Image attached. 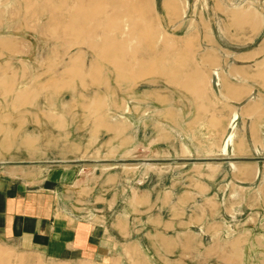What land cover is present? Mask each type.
Here are the masks:
<instances>
[{
  "label": "rangeland",
  "instance_id": "1",
  "mask_svg": "<svg viewBox=\"0 0 264 264\" xmlns=\"http://www.w3.org/2000/svg\"><path fill=\"white\" fill-rule=\"evenodd\" d=\"M146 1L150 8H138L134 17H143L163 33L165 44L153 43L149 49L147 38L135 34L141 38V54L132 61L141 62L147 52L154 58L164 55L168 63L159 67L174 78L194 81L197 75L202 97L194 93V86L183 87L161 74L133 82L125 79V72L119 80L120 71L107 61H95L84 48L81 69L69 73L79 48H69L64 37L54 39L64 22L50 21L51 14L35 2L0 0V104L20 118L0 122V163H30L20 169L39 176L47 175V169L63 170L64 166L48 168L51 162L107 161L70 168L79 173L84 197L93 202L96 196L103 201L102 194L109 197L110 188L126 199L131 192L152 188H173L191 199L192 192L199 191L201 198L183 211L185 229L153 223L128 233L122 244L136 245L129 259L133 264H246L242 248L248 241H260V232L250 236L243 230L247 213L233 200L245 190L232 183V165L210 158L232 157L233 145L222 154L234 128L230 120L225 123L220 101L224 70L231 64H249L250 71L235 78L260 81L264 87V49L251 63L242 56L264 47V34L252 42L248 29V23L258 21L264 0ZM233 13L246 20L235 21ZM8 42L13 47L2 46ZM92 62L102 80L96 85L86 76ZM216 69L221 77L214 75ZM163 216L165 222L170 214ZM194 224L198 227L188 228ZM263 250H253L255 262ZM0 264L66 263L18 255L0 245Z\"/></svg>",
  "mask_w": 264,
  "mask_h": 264
},
{
  "label": "crops",
  "instance_id": "2",
  "mask_svg": "<svg viewBox=\"0 0 264 264\" xmlns=\"http://www.w3.org/2000/svg\"><path fill=\"white\" fill-rule=\"evenodd\" d=\"M258 14L262 18L256 16L257 22L248 23L249 32L253 33L252 42L264 34V8ZM235 15L237 16L233 13L235 21L246 20L242 18V14ZM262 48L264 49H252L242 56L251 59L247 63L254 62L261 57ZM250 66L231 64L224 70V81L220 82L219 92L225 109V123L230 120L234 127L230 134L233 135V140L228 141L231 138L229 135L228 142L225 143H228L227 152L229 146L233 145L232 157L210 159L216 161L213 163L235 166H231L230 179L233 184H239L245 190V195L233 200L240 201L239 207L247 213L243 230L250 236L256 231L260 232L257 236L260 241H248L243 246L244 260H247L246 264H264V253L259 252L261 259L256 262L252 258L254 249H264V87L260 81H238L235 78L243 72H249ZM216 70L219 72V69ZM234 113L237 114L236 118ZM8 118L12 122L20 120L14 114H8L7 110L5 112L1 103L0 122ZM32 121L36 122L34 119ZM59 122L55 121V125L66 127L63 122ZM231 126H227L228 131ZM17 136L24 137L19 133ZM222 154L226 155L224 151ZM63 162L66 161L46 165L48 168L64 166L63 170L47 169V175L39 176L20 169L30 163H0V169L4 170L0 171L2 248L51 263L133 264L129 253L132 255L130 250L135 249L136 245L121 242L122 239H127L128 233H134L138 227L153 223L164 228L173 226L185 229L183 211L202 196L199 191L194 190L192 199L189 196L185 198L176 194L173 188L166 187L158 191L152 188L131 192L126 199L115 188H110L109 197L102 194L100 198L103 201L96 196L98 200L93 202L84 197V182L80 180L79 173L75 175L70 169L77 165ZM32 164L42 166L45 162ZM217 178L218 176L215 179ZM211 191L210 187L209 193ZM164 213L170 214L165 222ZM194 227L198 225H190L188 228Z\"/></svg>",
  "mask_w": 264,
  "mask_h": 264
},
{
  "label": "bare ground",
  "instance_id": "3",
  "mask_svg": "<svg viewBox=\"0 0 264 264\" xmlns=\"http://www.w3.org/2000/svg\"><path fill=\"white\" fill-rule=\"evenodd\" d=\"M38 5L51 14L50 21H63L64 25L55 33L54 39L56 41L66 40L69 48H79L77 54L71 59V65L68 72L76 74L75 71L80 70L87 53H91L95 61L98 59L107 61L112 66L120 71L117 79H124V73L128 76L125 79L128 81L138 82L146 78L147 75L161 74L168 76L178 85L187 87L194 86L195 94L202 97L198 91L201 82L197 80V75L193 80L179 79L169 76L165 67L167 61L164 55H157L154 58L150 52L144 54V60L141 62H133L132 59L141 54L140 39L135 37V34H143L149 42V49L152 48L153 43L157 46L164 45L163 33H158L154 28H151L142 17L138 21L134 16L137 14L138 8H143L144 11L150 6L147 5L146 0H24ZM135 18V19H134ZM247 19H251L247 16ZM55 30V29H54ZM62 37H64L62 39ZM3 47H13L12 43H4ZM188 46V45H187ZM68 48V49H69ZM210 52V51H209ZM153 54V53H152ZM209 55V54H208ZM90 56V55H89ZM211 57V56H210ZM158 67V68H156ZM162 68V70H160ZM165 69V70H164ZM214 75L220 76V73L215 70ZM198 74V73H197ZM84 77V75H80ZM90 82L96 85L102 80L98 76V70L92 62L89 74ZM221 77V76H220ZM84 84V82H83ZM101 105L102 101H96ZM235 118L237 114L234 113ZM233 135H230L229 142L233 140ZM227 141V142H228ZM227 145L224 146L223 151L227 153Z\"/></svg>",
  "mask_w": 264,
  "mask_h": 264
},
{
  "label": "water",
  "instance_id": "4",
  "mask_svg": "<svg viewBox=\"0 0 264 264\" xmlns=\"http://www.w3.org/2000/svg\"><path fill=\"white\" fill-rule=\"evenodd\" d=\"M103 162H107V161H66V162H63V163H68V164H85V163H103Z\"/></svg>",
  "mask_w": 264,
  "mask_h": 264
}]
</instances>
